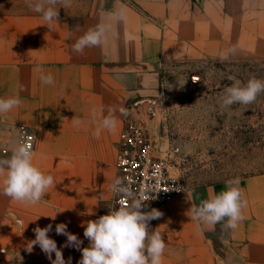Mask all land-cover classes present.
Here are the masks:
<instances>
[{"label":"crops","instance_id":"obj_1","mask_svg":"<svg viewBox=\"0 0 264 264\" xmlns=\"http://www.w3.org/2000/svg\"><path fill=\"white\" fill-rule=\"evenodd\" d=\"M186 3L72 0L70 8L59 10L58 23L48 26L29 0L0 11V97L18 95L21 100L19 108L0 115V159L8 158L30 132L34 164L55 181L45 200L34 206L0 191V264H52L55 253L49 259L38 245L28 251L33 229L49 224V236L66 264L69 258L78 264L81 252L63 247L67 237L57 235L55 226L66 224L83 241L81 247L88 246L82 225L100 216L110 196L118 135L127 119L147 121L157 92L158 62L171 51L173 34L189 32ZM118 9L126 19L112 23L104 46L86 48L83 54L72 50L77 38ZM38 68L53 76V85L41 83ZM92 109L103 116L112 110L115 131L102 130L95 138ZM74 118L82 121L79 127ZM233 179L187 187L155 208L163 216L150 221V229L165 240L164 264H264L263 177L239 179L247 207L236 229L209 228L191 219V206L225 190Z\"/></svg>","mask_w":264,"mask_h":264},{"label":"rangeland","instance_id":"obj_2","mask_svg":"<svg viewBox=\"0 0 264 264\" xmlns=\"http://www.w3.org/2000/svg\"><path fill=\"white\" fill-rule=\"evenodd\" d=\"M18 1L0 0V11ZM186 2L189 32L173 34L171 51L158 62L147 121L131 119L185 188L264 178V94L249 105L220 103L231 86L229 76L244 83L264 80V0ZM233 47L236 51L222 60L221 53Z\"/></svg>","mask_w":264,"mask_h":264},{"label":"clouds","instance_id":"obj_3","mask_svg":"<svg viewBox=\"0 0 264 264\" xmlns=\"http://www.w3.org/2000/svg\"><path fill=\"white\" fill-rule=\"evenodd\" d=\"M28 6L39 13L48 26L53 21L58 23L59 10L70 8L72 0H29ZM125 19L126 14L123 9L114 10L109 13L107 21L89 28L77 38L72 50L83 54L86 48L104 46L108 42L112 23H120ZM235 51V47L226 50L221 53V59H227ZM37 71L40 73L39 79L42 84H54L51 74H45L40 68ZM228 79L232 83L224 89L225 94L220 101L222 107H230L233 104L249 105L259 95L264 94V80L252 77L244 83L235 76H229ZM197 80L199 77H193L194 82ZM20 105L21 100L18 95L0 97V115H5L19 108ZM121 111L123 112V109ZM91 117L96 123V129L92 133L95 138L100 137L102 130L113 132L117 127V120L112 110H109L108 116H103L96 109H92ZM73 123L79 127L82 121L74 118ZM31 139V137H21L12 148L11 155L6 159H0V178H2L0 191L25 206H34L45 200L44 196L55 183L52 175L44 173L34 164L33 145L29 142ZM239 185V178L229 180L226 182L225 190L203 200L198 206H191V219L196 220L200 226L214 228L217 224H222V230L236 229L239 222L244 219L243 210L247 207V200ZM110 190L114 197H121L119 206L109 208L107 214L82 225L84 237L89 241L87 247H81L83 241L68 232L66 224L60 223L55 226L57 235L67 237L63 247H74L81 252L78 264H164L167 245L161 233L150 229V221L161 218L163 213L157 209L145 211L147 207L145 201L141 200L119 177L112 181ZM126 199L127 206H125ZM51 218L54 220L56 217L51 216ZM20 223L22 224V221ZM52 228V224L44 228L39 226L34 228L35 239L30 241L28 251L38 245L49 259L52 258V253H55L52 264H66L56 241L49 236ZM68 264H71V258Z\"/></svg>","mask_w":264,"mask_h":264},{"label":"built area","instance_id":"obj_4","mask_svg":"<svg viewBox=\"0 0 264 264\" xmlns=\"http://www.w3.org/2000/svg\"><path fill=\"white\" fill-rule=\"evenodd\" d=\"M23 137H31L29 142L33 145L32 133L27 132ZM115 168L114 179H123L125 184L145 201V211L155 209L185 189L183 180L169 173L167 158L156 154L153 142L134 119H127L118 135ZM120 199L121 197H114L110 190V196L100 216L107 214L109 208L118 207ZM127 204L126 199L125 206Z\"/></svg>","mask_w":264,"mask_h":264}]
</instances>
